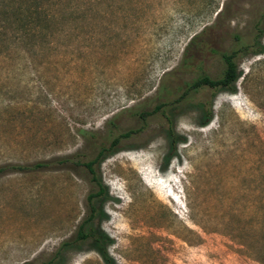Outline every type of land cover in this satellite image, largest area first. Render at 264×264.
I'll use <instances>...</instances> for the list:
<instances>
[{"label": "rangeland", "instance_id": "374dc122", "mask_svg": "<svg viewBox=\"0 0 264 264\" xmlns=\"http://www.w3.org/2000/svg\"><path fill=\"white\" fill-rule=\"evenodd\" d=\"M222 52L235 90H189ZM128 130L93 166L115 264H264V0H0V165L85 161ZM91 190L79 164L1 172L0 264H47ZM60 256L103 264L88 240Z\"/></svg>", "mask_w": 264, "mask_h": 264}, {"label": "trees", "instance_id": "16d2710c", "mask_svg": "<svg viewBox=\"0 0 264 264\" xmlns=\"http://www.w3.org/2000/svg\"><path fill=\"white\" fill-rule=\"evenodd\" d=\"M218 13V12H217ZM216 13V14H217ZM34 15L35 18H40L39 12L35 9L34 11L24 12L22 10H18L14 16L17 21H19V26L24 27L25 24L30 18ZM30 28V27H29ZM33 29H35L33 27ZM263 50L262 46H258L254 52L260 53ZM234 52L231 53H220V57L224 63V67L221 71V74L218 78L211 79L206 75H201L191 82L187 83V88L189 90H195L203 85L214 88V89H223L229 92H233L235 90L234 82L236 81L239 71L237 70V66L233 60ZM143 113H139V117L143 119ZM211 117L210 111H207L204 118L200 121L201 124H205L209 118ZM133 130H128L123 132L112 139L107 144H102L97 147L93 156L90 159L85 161L78 160L75 155H64L61 157L49 159V160H41L35 161L33 163L28 164H17V163H6L0 165V173L7 171V170H16V171H25V170H32L37 168H47L50 167L52 164H64V163H71L76 165H82L89 175V181L92 183L93 190L87 193L86 195V203L88 206V214L87 216L78 224L75 235L73 238L69 240L62 241L58 248L55 250L51 258L48 260L47 264H58L61 259V252L65 250L67 247L71 246L72 244H79L84 241H89L91 248L98 253L100 256L103 264H115L112 257L107 252V245L111 242V239L99 228L92 226V219L95 216L96 212L98 211L94 206L95 201L98 198H106L107 193L106 189L103 186L100 177L95 172L93 166L97 165L101 158L110 153L115 145L117 144L120 137L129 136ZM81 133H85L84 130ZM167 138L168 144L170 147H173L180 137H177L171 128L167 130Z\"/></svg>", "mask_w": 264, "mask_h": 264}]
</instances>
